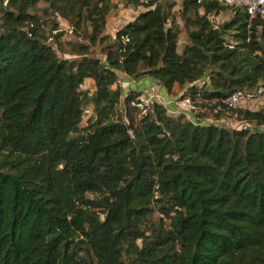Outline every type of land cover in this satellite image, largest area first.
Masks as SVG:
<instances>
[{"label":"trees","instance_id":"trees-1","mask_svg":"<svg viewBox=\"0 0 264 264\" xmlns=\"http://www.w3.org/2000/svg\"><path fill=\"white\" fill-rule=\"evenodd\" d=\"M124 6L143 11L110 34L113 0H0V264H264V110L223 104L264 86V19ZM51 17L86 34L73 58ZM119 73L180 87L195 119L143 106L154 89L125 93Z\"/></svg>","mask_w":264,"mask_h":264},{"label":"rangeland","instance_id":"rangeland-1","mask_svg":"<svg viewBox=\"0 0 264 264\" xmlns=\"http://www.w3.org/2000/svg\"><path fill=\"white\" fill-rule=\"evenodd\" d=\"M123 1V2H122ZM114 5H116L115 9L112 11V13L110 14L109 20H108V26L106 28L105 32H108L110 34H114L116 32V30H118L121 26H123V24L131 19H133L135 17V15L137 14L136 11L137 9H135V7H128L126 8L124 6V0H113ZM44 5L40 4L38 6V8H42ZM40 9H38L36 12H38V14L41 16V18H44V14L42 12L39 11ZM231 17V12L226 11L224 12L222 15H220L219 17H214L213 21L216 23V25H222L224 22L228 21L229 18ZM47 20H51V23L47 26H45L46 32L48 33V35H50V33H57L55 32H51L52 29V24L57 22L59 25V32H61V36L59 38H50V40L48 41L60 54V56L65 57V58H73L74 56H72L71 53H67L64 54V51H68L70 52V45L69 43H73V44H81V43H88V39L86 38V34L85 33H80V32H76L71 25L65 21L62 18L59 17H51L48 18ZM46 20V21H47ZM0 21H1V17H0ZM51 36V35H50ZM187 35L186 32L182 31L181 37H180V44L183 45L185 44V42H187ZM63 49V50H62ZM95 49V52H99V48L95 47L93 48ZM146 86V85H145ZM144 87V85H143ZM84 89H93L92 83L89 80H86L84 86ZM143 89V88H142ZM148 91V90H147ZM154 92H157L156 89L154 90ZM158 93V92H157ZM183 93L184 91L176 86L174 88V91L172 94H170V98L174 99L175 102L178 105H174V111H176V116H178L179 114H181L182 112H186L187 116L191 117L193 115V112L185 107L182 106L183 103H185V100H183ZM145 99V98H143ZM120 108L123 110V107L120 106ZM88 109V108H87ZM202 112V111H201ZM197 115V112H195ZM194 113V114H195ZM91 112L88 109L85 116H84V120H83V126H86L87 124V120L90 116ZM210 116V114H209ZM228 117V116H225ZM199 120V119H198ZM232 121L224 118L221 121V124L227 127H237L239 124L236 123L235 120L231 119ZM264 129V127H263ZM160 218V215L158 212H156V214L154 215V222H157Z\"/></svg>","mask_w":264,"mask_h":264},{"label":"built area","instance_id":"built-area-1","mask_svg":"<svg viewBox=\"0 0 264 264\" xmlns=\"http://www.w3.org/2000/svg\"><path fill=\"white\" fill-rule=\"evenodd\" d=\"M141 3L148 4L151 0H139ZM201 1V0H199ZM227 6H240L244 7L251 17L260 16L264 19V0H218ZM158 101L169 108L171 114H176V111L172 109L174 105H178L172 98H165L160 93L149 92L147 98L142 99L143 106H149L153 102ZM223 104L231 109H250V110H264V86H260L254 92H239L231 95L227 99L223 100ZM189 108L192 112L197 110L196 106L190 101L185 99V103L182 104ZM222 107H218L215 113L221 110ZM237 123V122H236ZM235 128L246 129L253 128L247 123H238Z\"/></svg>","mask_w":264,"mask_h":264},{"label":"crops","instance_id":"crops-1","mask_svg":"<svg viewBox=\"0 0 264 264\" xmlns=\"http://www.w3.org/2000/svg\"><path fill=\"white\" fill-rule=\"evenodd\" d=\"M169 2L174 5L173 11H174V14L177 15L179 13L181 7H182V4H183L184 0H169ZM135 9H137V11H136L137 14L135 15V17L140 12L143 11V8H141V7H135ZM227 11H229V10H227ZM223 13H221L220 15H222ZM220 15L212 16V20H213L214 17H219ZM232 16H233V13L231 12V17L229 18V20L232 18ZM133 19L125 22L123 24V26L125 24H127L128 22L132 21ZM214 24L216 25L215 22H214ZM123 26H121V27H123ZM217 26H219V25L217 24ZM179 45H180V47H182L181 44H179ZM119 84L123 88L125 93H127L128 91H131V90H136V91H141V92L143 91L144 92L146 89H154V90L156 89V91L158 93H160L163 97H165V98L170 97V96H168V93L165 91V89L163 87H161L159 84H157L156 82L152 81L149 78H145L144 80H133L130 77L126 76L124 73H119ZM143 85H144V87H143ZM182 113L187 114L185 111L182 112ZM192 117H194V116H191V117L188 116L189 119H191ZM194 119H195V117H194ZM196 120H198V119L196 118ZM230 121H232V120H230Z\"/></svg>","mask_w":264,"mask_h":264}]
</instances>
